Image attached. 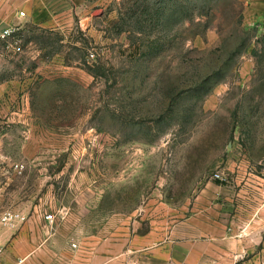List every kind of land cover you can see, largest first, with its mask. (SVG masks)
I'll use <instances>...</instances> for the list:
<instances>
[{
    "label": "rangeland",
    "instance_id": "rangeland-1",
    "mask_svg": "<svg viewBox=\"0 0 264 264\" xmlns=\"http://www.w3.org/2000/svg\"><path fill=\"white\" fill-rule=\"evenodd\" d=\"M30 37L0 82L37 60L64 68L21 85L28 114L0 102V215L23 219L0 226V264H59L75 228L44 223L54 206L99 205L73 215L95 224L138 190L181 201L209 180L235 189L237 172L264 192V0H106Z\"/></svg>",
    "mask_w": 264,
    "mask_h": 264
},
{
    "label": "crops",
    "instance_id": "crops-1",
    "mask_svg": "<svg viewBox=\"0 0 264 264\" xmlns=\"http://www.w3.org/2000/svg\"><path fill=\"white\" fill-rule=\"evenodd\" d=\"M105 1L0 0V28L18 26L24 40L20 54L0 47V70L13 69L12 57L28 58L34 32L57 31L66 22L87 19ZM20 68L24 76L0 82V102L4 94L20 96L22 109L5 113L0 107V117L3 113L10 117L28 114L24 109L27 91L21 85L49 79L53 70L64 67L37 60L28 69ZM219 168L231 170V164L225 162ZM114 183L107 182L101 193L108 197ZM235 183V189H227L209 180L181 201L159 190L147 193L142 201V190H138L134 196L139 202L105 210L111 215L95 224H83L73 215L99 210V205L54 206L50 211L58 215L55 226L60 224L68 231L72 225L75 228L73 234L65 235L59 264H264V206L253 205L258 195L254 189L259 190L255 185L260 183L238 172Z\"/></svg>",
    "mask_w": 264,
    "mask_h": 264
},
{
    "label": "built area",
    "instance_id": "built-area-1",
    "mask_svg": "<svg viewBox=\"0 0 264 264\" xmlns=\"http://www.w3.org/2000/svg\"><path fill=\"white\" fill-rule=\"evenodd\" d=\"M20 17H23V13H19ZM0 47L5 50H11L14 54L22 53V41L20 37V28L18 26H9L0 28ZM89 59L94 58V54L88 55ZM215 178H220L218 174L214 175ZM43 219L49 227H52L56 223V216L53 212L46 213ZM18 220H23L19 214L6 211L0 215V226L13 225ZM74 247V245H72ZM3 252V247L0 243V257ZM23 260H18V264L22 263Z\"/></svg>",
    "mask_w": 264,
    "mask_h": 264
}]
</instances>
